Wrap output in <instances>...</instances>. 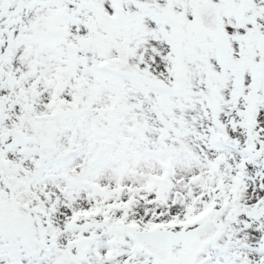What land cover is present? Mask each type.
Returning a JSON list of instances; mask_svg holds the SVG:
<instances>
[{
	"label": "snow or ice",
	"instance_id": "obj_1",
	"mask_svg": "<svg viewBox=\"0 0 264 264\" xmlns=\"http://www.w3.org/2000/svg\"><path fill=\"white\" fill-rule=\"evenodd\" d=\"M0 264H264V0H0Z\"/></svg>",
	"mask_w": 264,
	"mask_h": 264
}]
</instances>
